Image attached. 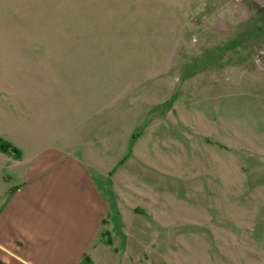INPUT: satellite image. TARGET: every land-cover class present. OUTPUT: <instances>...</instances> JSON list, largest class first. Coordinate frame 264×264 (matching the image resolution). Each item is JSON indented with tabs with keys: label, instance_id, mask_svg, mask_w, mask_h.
I'll return each mask as SVG.
<instances>
[{
	"label": "rangeland",
	"instance_id": "obj_1",
	"mask_svg": "<svg viewBox=\"0 0 264 264\" xmlns=\"http://www.w3.org/2000/svg\"><path fill=\"white\" fill-rule=\"evenodd\" d=\"M0 137L165 203L145 249L264 264V0H0Z\"/></svg>",
	"mask_w": 264,
	"mask_h": 264
},
{
	"label": "crops",
	"instance_id": "obj_2",
	"mask_svg": "<svg viewBox=\"0 0 264 264\" xmlns=\"http://www.w3.org/2000/svg\"><path fill=\"white\" fill-rule=\"evenodd\" d=\"M93 146L99 149L97 143ZM75 151L74 145L69 150L47 147L43 152L22 151L20 158L7 157L16 164L10 168L20 180L11 184L6 179L11 192L0 195V260L9 264H188L182 253L167 252L160 240L156 249H145L146 240H134L162 238L168 221L165 203L145 199L143 187L121 190L114 177L104 184L96 175L104 174L103 164L90 161L85 153L78 157ZM132 195L141 198L131 202Z\"/></svg>",
	"mask_w": 264,
	"mask_h": 264
},
{
	"label": "trees",
	"instance_id": "obj_3",
	"mask_svg": "<svg viewBox=\"0 0 264 264\" xmlns=\"http://www.w3.org/2000/svg\"><path fill=\"white\" fill-rule=\"evenodd\" d=\"M0 150L6 153H12L15 157L20 158L21 157V149L11 143L10 141L0 137ZM108 241L110 242L111 239L109 238ZM0 264H9L2 260H0Z\"/></svg>",
	"mask_w": 264,
	"mask_h": 264
}]
</instances>
